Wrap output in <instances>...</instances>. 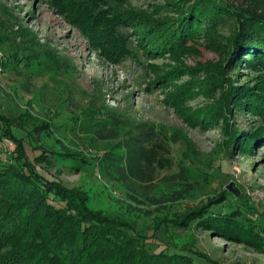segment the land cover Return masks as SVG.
<instances>
[{"label":"rangeland","instance_id":"374dc122","mask_svg":"<svg viewBox=\"0 0 264 264\" xmlns=\"http://www.w3.org/2000/svg\"><path fill=\"white\" fill-rule=\"evenodd\" d=\"M110 1L91 2L98 22L106 18L115 35L107 42L100 27L88 25V10L73 1L0 0V118L18 135L26 136L19 129L26 127L46 146L47 163L37 170L75 192L97 216L107 214L118 233L132 223L150 235L152 251L170 237L205 255L208 261L193 255L200 264H264L263 245L186 222L187 210L215 197L212 212L229 214L248 204L256 214L246 211L243 218L258 223L260 217L264 228V141H258L264 119L248 108L231 109L232 85L223 84L233 73L230 25L220 35L201 24L186 29L182 8L196 0ZM238 73L264 108V74L246 65ZM136 135L166 150L134 177L115 164L126 156V139ZM16 145L0 140L1 160L6 147L14 152Z\"/></svg>","mask_w":264,"mask_h":264},{"label":"trees","instance_id":"16d2710c","mask_svg":"<svg viewBox=\"0 0 264 264\" xmlns=\"http://www.w3.org/2000/svg\"><path fill=\"white\" fill-rule=\"evenodd\" d=\"M70 1L76 8L88 10L86 18L92 31L100 27L107 42L114 40L115 35L109 31L111 26L106 18L98 22L99 14L91 7L94 0ZM247 1L252 4L196 0L182 8L180 20L189 23L186 29L196 28L199 24L217 27L212 30L215 35L224 32L223 26L230 25L229 68L235 75L228 72L223 84L232 85L229 93L231 109L246 111L248 108L264 119V108L256 104V89L239 83L241 75L238 72L245 65L249 70L264 74V13L261 12L264 5L260 0ZM162 6L160 2L159 7ZM91 8L92 11L89 10ZM178 8H181L180 4ZM168 38L169 35H163L166 43ZM111 49L115 50V46ZM255 87H259L258 84ZM21 115L31 117L33 114L28 109H21ZM67 124L64 126L67 127ZM19 129L27 130L26 136L18 135L9 121L0 118V140L4 142L8 138L17 144L16 151L6 147L5 160L0 158V264H200L194 257L195 253L208 261L194 248H180L169 241L170 237L162 235L166 238L163 247L152 251L149 248L151 241L147 240L150 235H143L132 223L124 224L126 229L121 228L122 233H118L107 214L97 216L85 202L79 200L75 192L37 170L38 163H47L44 150L48 148L35 142L26 127ZM258 132H264V127ZM139 135L126 139L123 146L126 156L115 164L120 172L134 177L142 175L145 165L154 166L160 160V153L166 150L162 144L153 145L152 140L139 138ZM259 140L264 141V134ZM243 155V159L248 157L246 153ZM107 161L102 160V164ZM222 196L227 201L229 193L223 192ZM215 201L213 197L208 206L187 210L186 214L191 213L186 220L187 227L191 228L196 222L201 229L211 227L220 235L229 234L240 243L264 247V228L260 217L256 219L258 223L243 218L246 211L247 214H256L250 205L243 203L245 208L238 205L229 214H217L212 212ZM158 231L161 229L155 230Z\"/></svg>","mask_w":264,"mask_h":264},{"label":"water","instance_id":"95a60500","mask_svg":"<svg viewBox=\"0 0 264 264\" xmlns=\"http://www.w3.org/2000/svg\"><path fill=\"white\" fill-rule=\"evenodd\" d=\"M228 189L233 191L234 193H237L238 194V190L235 188V185L234 184H231L228 186Z\"/></svg>","mask_w":264,"mask_h":264}]
</instances>
